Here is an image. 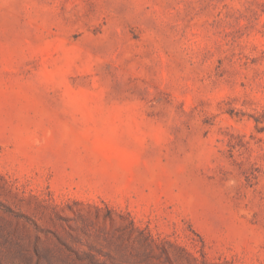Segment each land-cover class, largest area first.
<instances>
[{"label": "rangeland", "instance_id": "374dc122", "mask_svg": "<svg viewBox=\"0 0 264 264\" xmlns=\"http://www.w3.org/2000/svg\"><path fill=\"white\" fill-rule=\"evenodd\" d=\"M0 264H264V0H0Z\"/></svg>", "mask_w": 264, "mask_h": 264}]
</instances>
